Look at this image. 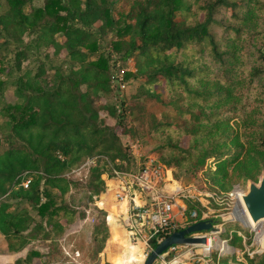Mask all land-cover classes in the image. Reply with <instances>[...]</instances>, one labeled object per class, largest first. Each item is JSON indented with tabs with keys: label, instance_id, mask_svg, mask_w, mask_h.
<instances>
[{
	"label": "trees",
	"instance_id": "trees-1",
	"mask_svg": "<svg viewBox=\"0 0 264 264\" xmlns=\"http://www.w3.org/2000/svg\"><path fill=\"white\" fill-rule=\"evenodd\" d=\"M0 1L6 7L0 14V95L12 85L17 97L3 108L11 140L0 154V197L8 193L0 204V235L6 253L30 246L14 264H65L51 259L52 252L84 220L67 201L71 188L84 185L64 176L100 147L114 161L127 160L131 152L120 143L125 128L106 100L110 61L100 38L108 31L117 36L112 50L122 61L137 58L139 75L126 78H143L146 95L160 104L150 133L158 142V161L174 180L204 173L218 183L239 171L247 181L264 170V0H44L38 7L33 0ZM32 35L34 43L23 41ZM61 55L66 71L57 65ZM153 86L167 89L168 100ZM15 139L30 151L14 145ZM4 143L0 140V148ZM30 169L45 177H23ZM106 175L92 168L86 186L100 214L91 233L96 257L106 245L126 241L109 221L110 207L118 214L122 208L114 199L116 187L107 184L116 178ZM27 179L25 189L21 183ZM115 218L119 223L120 216ZM40 241L53 243V251L31 246ZM226 241L236 247L242 239L235 232ZM128 250L129 262L138 259L136 247ZM243 257L242 264H264V255ZM203 261L216 264L212 255Z\"/></svg>",
	"mask_w": 264,
	"mask_h": 264
},
{
	"label": "rangeland",
	"instance_id": "rangeland-1",
	"mask_svg": "<svg viewBox=\"0 0 264 264\" xmlns=\"http://www.w3.org/2000/svg\"><path fill=\"white\" fill-rule=\"evenodd\" d=\"M33 1L32 6L34 7L41 6L44 2V0ZM121 5L122 3L117 1L115 8H119ZM28 9L29 11L31 10L30 7ZM5 11L6 7L4 6V2L0 1V14ZM114 16L117 17V13ZM99 26L100 23L96 24L95 29ZM35 38V35L25 36L23 41L25 43H34ZM116 40L117 36L115 32L111 31H108L106 35L100 38L101 52L106 54L110 61V91L106 95V100L108 103L115 105L117 121L122 122V129L125 128L126 131L128 130V132H125V129L124 132L120 130L119 140L121 145L131 152L127 160L114 161V154L106 153L105 149L100 147L84 158L78 167L64 176L75 183L84 185L83 188H71L67 196V201L71 205H74L72 210L81 213L84 216V220L69 228L67 234L59 239L60 246L57 251H53L54 244L50 242L40 241L31 244V246H35L37 249L46 253L50 252L48 250L50 248L53 251L51 259L60 263L94 264L99 261V264H113V261L119 260L123 264H144L153 251L151 245H136L129 240L126 231L119 226L120 223H116L115 217L119 215L118 212H115L114 208L111 207L109 221L113 223V227L118 231V235L120 234L122 236L120 239L122 241L126 240L125 243H121L120 245L117 242L109 247L106 245L105 252L99 257H96L94 251L95 245L91 242L93 227L100 220V214L97 212V209L89 202L90 193L86 189L91 176V169L98 166L105 170L108 175L117 178L116 176L118 174H135L148 157L159 158L157 149L158 142L151 137L150 128L154 122V118L157 120L158 114L161 112L160 104L157 99H151L146 95V89L143 88L144 86L142 84L145 82L143 78L140 77L134 80L126 78L128 74L139 75L137 58L122 61L121 55L112 50V43ZM41 49L45 52L44 48ZM31 52L34 53V49L30 50ZM57 60V65H60L58 67H61L64 71L69 68L61 63L65 61L63 55ZM7 69L10 68L7 67ZM49 73L52 74L53 72L49 71ZM5 76L6 74H1V77H4V79H6ZM15 81L16 76L11 79V82ZM121 83L125 85L123 90L120 88ZM151 89L156 91L161 99L168 100L169 93L164 87L153 86ZM16 102L17 97L14 88L12 85H8L3 95H0V140L5 141L4 145L0 148V154L10 148L11 140V128L8 123V118L4 117L3 108L6 104H15ZM46 141L42 144L43 146ZM13 144L24 148L27 153L30 151L27 144L21 143L17 139L13 141ZM93 144L92 142L91 145ZM117 166L122 167L124 171H118ZM211 168L214 169V167ZM27 171L29 173H25L24 171L22 172L24 174L21 175L24 177L27 174L30 179L34 173L36 174L38 172L35 169ZM261 174L245 181L239 176V171H229L227 176L218 183L213 180L212 176H207L204 173H200L196 178L181 174L179 176L180 180L175 181L181 185L185 192L183 194L184 197L180 198L181 203L178 204L179 207H182V204L186 205V212L184 213V218H180L178 215L179 225L182 228L181 230L189 227L192 222L190 216L193 211L197 212L200 218L199 221H211L215 226L214 232L194 235V237L206 236L208 240H211L209 242L211 243V249L208 250L206 248L207 244L180 246L176 251L169 252V250L155 264H171L175 260L181 261L180 264H207L203 259L205 257L209 258L211 255L215 259L216 264L221 259L223 260L227 257H229L228 264H242L245 253H248L250 256H263L264 254H260L262 245V239L260 240V237L263 238L264 235V222L257 226L259 227L258 229H251L236 220V215L245 214L240 195L247 192L250 182L257 183ZM36 175L45 177V175L40 173ZM108 175L104 176V179ZM107 184L109 187H113L115 182L109 181ZM6 201H8V193L0 197V204ZM11 205L10 209L13 210L15 202L11 201ZM191 207L194 208L190 209ZM235 232L242 239L236 247L231 245L230 241H226L227 238L235 237ZM248 240H250V244ZM224 243H227L229 248ZM129 245L137 247L136 256L138 259L132 262H129L133 259L128 250ZM240 245H243L244 248H241ZM4 247H6V243L4 237L0 235V264H14L18 258L26 256L30 246L18 254L6 253L3 251ZM224 248L225 250L222 251Z\"/></svg>",
	"mask_w": 264,
	"mask_h": 264
},
{
	"label": "built area",
	"instance_id": "built-area-1",
	"mask_svg": "<svg viewBox=\"0 0 264 264\" xmlns=\"http://www.w3.org/2000/svg\"><path fill=\"white\" fill-rule=\"evenodd\" d=\"M120 88L123 90L125 85L121 83ZM116 177L114 199L122 208L119 226L126 231L131 242L149 246L154 240L161 243L173 233L181 231L177 218L178 215L184 218L186 205L179 207L178 203H181L180 198L184 197L185 191L174 180L172 170L163 166L157 158L148 157L135 174H118ZM173 181L175 187L168 188ZM30 183L27 179L22 186L28 189ZM190 217L191 225L200 222L196 211ZM210 241L207 240L206 246L211 245ZM224 244L228 247L227 243ZM178 248L173 247L169 252Z\"/></svg>",
	"mask_w": 264,
	"mask_h": 264
},
{
	"label": "water",
	"instance_id": "water-1",
	"mask_svg": "<svg viewBox=\"0 0 264 264\" xmlns=\"http://www.w3.org/2000/svg\"><path fill=\"white\" fill-rule=\"evenodd\" d=\"M240 200L253 226L257 227L264 222V172L257 183H249L247 192L240 195ZM214 231L215 226L211 221H200L184 230L175 232L153 249L144 264H155L160 257L173 247L206 245L207 237H194V235ZM260 254H264V237Z\"/></svg>",
	"mask_w": 264,
	"mask_h": 264
},
{
	"label": "bare ground",
	"instance_id": "bare-ground-1",
	"mask_svg": "<svg viewBox=\"0 0 264 264\" xmlns=\"http://www.w3.org/2000/svg\"><path fill=\"white\" fill-rule=\"evenodd\" d=\"M236 220H237L238 222H240L241 224H243L244 226L248 227V228H251V229H258V228H259V227H255V226H253L250 217H249L246 213H245V214H238V215H236ZM263 237H264V235H263ZM261 239L263 240V238L260 237V240H261ZM262 240H261V241H262ZM134 247H135V246H134ZM136 248H137V247H136ZM206 248H207V249L211 248V245L208 244V246H206ZM180 262H181V261H179V260H175V261H173L171 264H180Z\"/></svg>",
	"mask_w": 264,
	"mask_h": 264
},
{
	"label": "crops",
	"instance_id": "crops-1",
	"mask_svg": "<svg viewBox=\"0 0 264 264\" xmlns=\"http://www.w3.org/2000/svg\"><path fill=\"white\" fill-rule=\"evenodd\" d=\"M174 183L168 184V188H174L175 187V181H173ZM175 184V185H174ZM121 214V213H120ZM120 214L118 215V217L120 216ZM114 216V215H113ZM118 223V222H117ZM229 248V246H228Z\"/></svg>",
	"mask_w": 264,
	"mask_h": 264
}]
</instances>
